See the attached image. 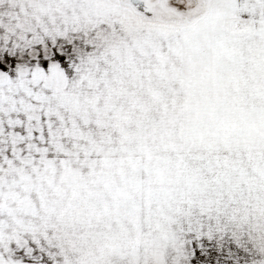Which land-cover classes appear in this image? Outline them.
I'll return each instance as SVG.
<instances>
[{"label": "snow or ice", "instance_id": "obj_1", "mask_svg": "<svg viewBox=\"0 0 264 264\" xmlns=\"http://www.w3.org/2000/svg\"><path fill=\"white\" fill-rule=\"evenodd\" d=\"M0 264H264V0H0Z\"/></svg>", "mask_w": 264, "mask_h": 264}]
</instances>
